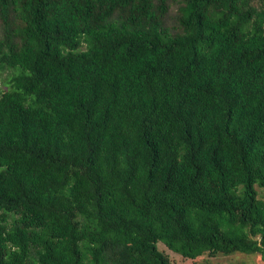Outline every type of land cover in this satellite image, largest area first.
Instances as JSON below:
<instances>
[{
  "label": "trees",
  "instance_id": "trees-1",
  "mask_svg": "<svg viewBox=\"0 0 264 264\" xmlns=\"http://www.w3.org/2000/svg\"><path fill=\"white\" fill-rule=\"evenodd\" d=\"M0 264L264 262V0H0Z\"/></svg>",
  "mask_w": 264,
  "mask_h": 264
},
{
  "label": "rangeland",
  "instance_id": "rangeland-1",
  "mask_svg": "<svg viewBox=\"0 0 264 264\" xmlns=\"http://www.w3.org/2000/svg\"><path fill=\"white\" fill-rule=\"evenodd\" d=\"M10 76V71L5 70L0 73V91L6 90L5 78ZM261 196L264 198V190L258 189ZM161 252L166 254L171 261V264H264L259 256H247L243 254H235L232 256L218 255L211 257L208 255L202 256L197 260L183 258L181 255L169 250L162 242L158 244Z\"/></svg>",
  "mask_w": 264,
  "mask_h": 264
}]
</instances>
